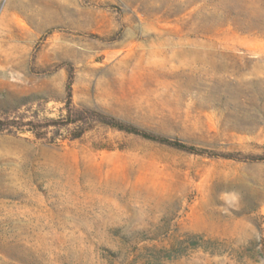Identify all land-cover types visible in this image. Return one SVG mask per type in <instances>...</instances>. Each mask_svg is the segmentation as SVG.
Instances as JSON below:
<instances>
[{
    "label": "rangeland",
    "instance_id": "rangeland-1",
    "mask_svg": "<svg viewBox=\"0 0 264 264\" xmlns=\"http://www.w3.org/2000/svg\"><path fill=\"white\" fill-rule=\"evenodd\" d=\"M0 264H264V0H0Z\"/></svg>",
    "mask_w": 264,
    "mask_h": 264
},
{
    "label": "trees",
    "instance_id": "trees-1",
    "mask_svg": "<svg viewBox=\"0 0 264 264\" xmlns=\"http://www.w3.org/2000/svg\"><path fill=\"white\" fill-rule=\"evenodd\" d=\"M85 112H87V110H85ZM111 126L112 127H116L118 129L120 128L119 127L120 125H111ZM86 129H87L86 127L82 128V131L81 132H84ZM134 130L135 129H133V131L130 130L129 132H133V133H136V134H140L144 138L153 140V141L158 142L160 144H164V145L173 147L175 149L183 150V151L189 152V153H195V154L198 153V151L196 149H194V147H192V146H186V145H183V144L178 143L176 141L169 140V139L164 138V137L156 136L154 134H150V133H146V132H140V131H137V130L134 131ZM228 158H231V157H228ZM164 251L167 254L166 256H168L167 258H170V256H176L175 255L176 253H175L173 247L167 248Z\"/></svg>",
    "mask_w": 264,
    "mask_h": 264
}]
</instances>
